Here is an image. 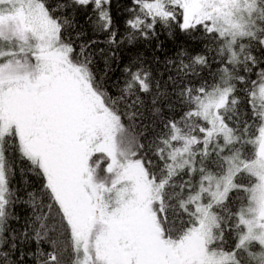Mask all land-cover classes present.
<instances>
[{"label":"snow or ice","instance_id":"snow-or-ice-1","mask_svg":"<svg viewBox=\"0 0 264 264\" xmlns=\"http://www.w3.org/2000/svg\"><path fill=\"white\" fill-rule=\"evenodd\" d=\"M0 264H264V0H0Z\"/></svg>","mask_w":264,"mask_h":264}]
</instances>
